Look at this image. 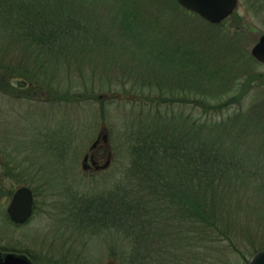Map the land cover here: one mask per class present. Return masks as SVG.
I'll list each match as a JSON object with an SVG mask.
<instances>
[{
	"label": "rangeland",
	"instance_id": "1",
	"mask_svg": "<svg viewBox=\"0 0 264 264\" xmlns=\"http://www.w3.org/2000/svg\"><path fill=\"white\" fill-rule=\"evenodd\" d=\"M165 1L142 0L141 11L148 12L145 20L151 22L148 31L138 25L123 26L137 20V16L122 15L129 8L130 16L136 14L133 3L49 0L50 11L42 15L53 18L55 25L71 19L89 29L87 43L78 41L84 33L76 32L52 59L45 57L44 53L50 52L43 50L39 52L42 55L32 54L27 41L20 40L23 30H30L27 20L11 17L0 21V62H5L12 74L0 81V249L25 254L35 264L121 262L130 241L114 228L87 225L85 220L94 214L85 211H90L91 202L104 198L114 203L113 196H121L115 190L122 187L129 170L132 154L128 148L137 137L139 124H153L145 118L148 113L138 114L137 106L145 105L147 112L164 98L157 92L136 94L131 75H169L173 92H168L169 103L161 106L162 112L174 103L179 114L181 97L189 102L208 97L204 106L187 103L184 113L200 124L210 118L223 123L212 137L223 147L226 159L236 160L229 165L238 170L237 176L232 182L224 178L221 187L217 186L220 201L224 198L221 210L227 216L230 207L232 220L242 225L233 238L236 248L229 250L228 242L220 241L214 248L215 259H208L207 264L227 257L231 264H242L243 256L250 260L263 250L264 114L261 119L259 116L264 112V65L257 63L250 51L264 34V0H239L234 14L214 28L180 6L177 9L183 15L170 12ZM138 36L141 40L149 37V44L143 43L147 50L137 51ZM158 42L162 51L156 47ZM232 42L233 48L240 49V57L246 56L244 63L230 57ZM164 52L170 56L164 57ZM116 54L122 62L115 66L108 62V67L98 65L96 69L93 61H109L108 55ZM191 58L195 59L192 65L188 63ZM133 67L136 72L130 74ZM232 68L234 75L220 78L224 70ZM104 75L102 81L92 80ZM184 75L198 76H188L181 84ZM207 75L218 76L209 81ZM227 78H232L230 84ZM228 100L231 106L218 111L212 108ZM98 136H106L111 162L98 170H86L84 157ZM22 186L34 192V212L27 224L15 226L7 208Z\"/></svg>",
	"mask_w": 264,
	"mask_h": 264
},
{
	"label": "trees",
	"instance_id": "2",
	"mask_svg": "<svg viewBox=\"0 0 264 264\" xmlns=\"http://www.w3.org/2000/svg\"><path fill=\"white\" fill-rule=\"evenodd\" d=\"M149 1L147 0V2ZM34 2L35 5H33ZM48 2L49 0L30 2L23 0L21 4L20 0H0V21L11 17L27 20L30 30H23L19 36L20 40L22 38L23 41H27L28 49L32 54L42 55L43 53L39 52L43 50L50 52L49 55L44 53V56L52 59L55 57V53L63 51L62 43L68 42V38L76 32L84 33L82 37L78 38V41L82 39L87 43L89 29L83 27L80 22L71 19H64L59 23H62L60 26L59 24L55 25L53 18L49 19L42 15L44 12L50 11L47 9V5L51 8L52 2H49L50 4ZM122 2L133 3L134 6L131 8H134L136 12L130 16L131 11H128L130 8L124 9L123 16L126 15L127 18L137 16L136 21L132 18L133 21L124 22L123 26L128 28L131 25H138L149 31L151 22L145 20L148 12L141 11L143 9L142 0H122ZM163 4L170 6V12L176 11L183 15L177 9L179 5L175 0H167ZM160 10L164 12L163 9ZM117 18H119L118 15ZM118 20L120 22V19ZM54 25L55 28L48 29ZM35 29L38 30L34 32ZM224 32L226 33V31ZM224 32L223 34H225ZM146 38L141 40L139 36L137 37V51L147 50V46L143 44L145 41L149 44V37ZM212 38H217V36ZM98 39L99 37H97ZM82 45L86 46L85 43ZM229 45L233 49L230 50V57L242 59L244 63L246 56L240 57L238 51L240 49L233 48V42ZM160 46L162 44L158 42L156 47L160 48ZM82 49L80 48L81 51ZM160 49L162 51L163 47ZM147 53L154 55V51ZM167 55L170 56V53H165L164 57ZM179 56L183 57L182 54ZM108 59L110 60L104 62L93 61L97 64L95 65L96 69L98 65L108 67V62H113V66L122 62L119 54L108 55ZM248 61L246 64L252 63ZM4 63L0 62V81L2 82L8 79L6 75H12ZM188 63L194 64L195 59H189ZM233 69L224 70L219 75L220 78L225 74L234 75L236 71L233 72ZM106 71L107 69L103 73ZM130 72V74H134L136 68L135 70L134 67L130 68ZM106 76L104 75L100 79L92 78V80L99 82ZM131 76L136 94L144 96V92L150 94L157 92L162 93L164 98L158 99L156 103L153 102L155 108L153 107V110L147 112L144 109L145 105L137 106L138 114L148 113L149 115L146 114L145 118H148L153 124L148 125L143 122L139 124L137 137L132 140L130 149L128 148L129 155L132 154L129 170L126 172L122 187L115 190L116 193L120 192L121 196H113L116 198L114 203H110L104 198L94 203L91 202L90 211H85V213H93L94 216L91 215L88 221L85 220V223L99 226L101 230L114 228L116 231L122 232L130 241V247L123 254L121 262L117 264H207L208 259H215L214 248L219 245L220 241L228 242L229 250L236 248L233 238L239 227L242 226L232 220L234 215L230 207L226 213L228 217L220 208L221 205H225L224 198L220 201L217 186L221 187L224 178H228L232 182L238 171L234 166L229 165L236 161L235 158L226 159L228 156L223 155L225 152L223 147L219 148L221 144L212 137L213 133L220 131L224 125L223 123L216 124L213 118L204 119L200 124L197 118L184 113L187 103L203 104L204 106L208 97L194 99L193 102L186 101L184 97H181L180 103H178L181 107L179 114L173 109V102L172 105L169 104L170 109L162 112L161 106L165 107V104L169 103L170 93L168 92H173L169 89L168 82L171 80L169 75ZM188 76L196 78L195 76L198 75H184L181 84L185 83ZM215 76L218 75H207L209 81H213ZM227 81L230 84L232 78H227ZM198 82L200 80H197ZM31 89L30 87L28 91L31 92ZM183 93L181 92V95ZM231 102V100L224 101L212 108L217 111L223 110L229 104L231 106ZM263 114L264 112L260 114V119ZM142 119L143 117L140 121ZM203 132L206 137L202 140ZM245 161L253 163L251 159H245ZM234 183L237 182L234 180ZM262 249L264 251V247ZM3 250L9 251L6 248ZM248 260V257L243 256L242 264H246ZM228 261V257L226 259L218 258L214 260L213 264H231Z\"/></svg>",
	"mask_w": 264,
	"mask_h": 264
},
{
	"label": "water",
	"instance_id": "3",
	"mask_svg": "<svg viewBox=\"0 0 264 264\" xmlns=\"http://www.w3.org/2000/svg\"><path fill=\"white\" fill-rule=\"evenodd\" d=\"M181 8L199 16L211 25H220L238 8L239 0H176ZM252 57L264 64V35L251 49ZM108 140H106L107 142ZM34 193L28 187H20L14 193L7 208V214L13 224L23 225L32 216ZM0 264H35L23 254L0 251ZM247 264H264V251L256 253Z\"/></svg>",
	"mask_w": 264,
	"mask_h": 264
},
{
	"label": "flooded vegetation",
	"instance_id": "4",
	"mask_svg": "<svg viewBox=\"0 0 264 264\" xmlns=\"http://www.w3.org/2000/svg\"><path fill=\"white\" fill-rule=\"evenodd\" d=\"M263 35H261V36H263ZM261 36H260V38H261ZM250 55H251V51H250ZM255 61L261 65H264V64L258 62L257 60H255ZM93 145H92V148L90 149L89 153L86 154L84 157V161H85L84 168L86 170H98L100 168L108 166L111 162V154L108 150V146L105 143V140L103 139V137L98 136V139L96 140V142ZM105 159H106V163H104ZM0 251L3 254L15 253V251H12V250L4 251V250L0 249ZM16 254H22V253H16Z\"/></svg>",
	"mask_w": 264,
	"mask_h": 264
}]
</instances>
